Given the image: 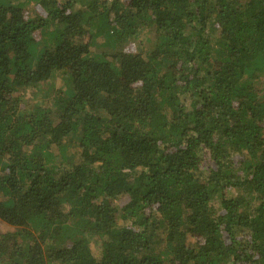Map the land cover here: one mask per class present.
<instances>
[{
    "label": "trees",
    "instance_id": "trees-1",
    "mask_svg": "<svg viewBox=\"0 0 264 264\" xmlns=\"http://www.w3.org/2000/svg\"><path fill=\"white\" fill-rule=\"evenodd\" d=\"M0 221V264H264V0H0Z\"/></svg>",
    "mask_w": 264,
    "mask_h": 264
},
{
    "label": "rangeland",
    "instance_id": "rangeland-1",
    "mask_svg": "<svg viewBox=\"0 0 264 264\" xmlns=\"http://www.w3.org/2000/svg\"><path fill=\"white\" fill-rule=\"evenodd\" d=\"M18 1H22V0H18ZM33 5H34V2H30L27 5V7H29L30 9L31 16H35L37 14ZM84 8H86V6H84ZM139 37L142 41L143 46H146V47L151 46L149 41L146 40V35L144 33L140 32ZM213 38L215 39V37ZM111 48H114V45L110 43L108 40H106L103 36L96 37L91 46V50L95 53H98L101 51L108 52ZM60 86L61 84L58 82H53V83L47 82V83L41 84L39 88L28 89L26 93H24L23 91H20L18 93H20L23 96L22 98L24 99L23 101L24 103H26L25 104L26 106L31 105L32 107L35 104H44L51 108H54V106L56 105L55 101L57 100L56 96L58 95V91H59L58 89ZM219 201H220L219 196H216V198L212 200V203L214 204L215 208L219 207ZM121 224L125 225V224H128V222L123 221ZM0 229L2 231H12L15 228L8 225L7 223L0 221Z\"/></svg>",
    "mask_w": 264,
    "mask_h": 264
}]
</instances>
